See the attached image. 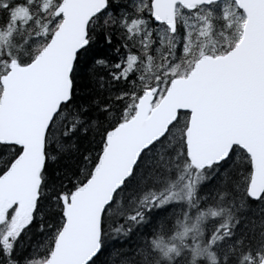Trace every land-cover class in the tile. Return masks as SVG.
<instances>
[{"label": "snow or ice", "instance_id": "1", "mask_svg": "<svg viewBox=\"0 0 264 264\" xmlns=\"http://www.w3.org/2000/svg\"><path fill=\"white\" fill-rule=\"evenodd\" d=\"M209 260L264 264V0H0V264Z\"/></svg>", "mask_w": 264, "mask_h": 264}, {"label": "trees", "instance_id": "2", "mask_svg": "<svg viewBox=\"0 0 264 264\" xmlns=\"http://www.w3.org/2000/svg\"><path fill=\"white\" fill-rule=\"evenodd\" d=\"M173 235H174V233H173ZM37 238H38V234H34L33 239L35 240ZM163 239H164L165 243H168L169 244V246H176L177 248H180L181 247L179 241H172L171 238H170V236H168V235H165L163 237ZM208 264H211V261L210 260L208 261Z\"/></svg>", "mask_w": 264, "mask_h": 264}]
</instances>
